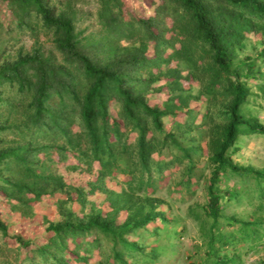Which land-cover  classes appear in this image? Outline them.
Returning <instances> with one entry per match:
<instances>
[{
	"label": "trees",
	"instance_id": "16d2710c",
	"mask_svg": "<svg viewBox=\"0 0 264 264\" xmlns=\"http://www.w3.org/2000/svg\"><path fill=\"white\" fill-rule=\"evenodd\" d=\"M10 2L17 18L33 13L42 27L54 33L56 49L67 64L55 66L37 50L13 66L0 69V87L5 83L16 86L20 96L18 101L23 105L20 124L0 125V133L17 131L20 139L13 147L0 151V193L17 201V205L12 206L16 212L44 194L62 193L67 198L58 202L66 216L61 222L48 225L47 240L27 258L30 264L83 262L95 250L102 256L99 264H128V260L142 263L145 257L156 256L155 250L143 254L146 252L142 248L146 237L157 233L147 231V226L156 221L165 223V217L155 212L153 200H147V211L140 206L130 220L118 224L117 214L123 208L118 201L121 194L105 192V200L114 215L93 210L91 204V213L80 217L64 208L73 201L85 207V192L65 183L62 176L49 172L45 162L34 164L29 157L38 151L49 156L51 150H55L61 154L59 160H65L67 153H72L79 164L99 163L101 170L97 182L105 175L111 178L116 174L127 175L124 185L130 190H133L135 180H139L137 187L142 190L151 172L159 175L161 180L164 167L171 166L173 161L160 162L151 158L158 137L147 139L146 133L158 134L164 147L167 142L179 145L174 135L163 130L162 118L166 115L137 99L132 90L138 83L135 79L137 69L159 68L162 53L172 43L173 36L178 38L181 46L172 50V57L186 58L185 62L191 63L197 55L199 63H206L201 72L211 78L206 93L213 95L221 89L219 97H232L229 106L224 108L225 125L207 160L211 171L207 201L201 208L204 218L201 234L206 241L207 259L212 264H239L237 254L241 245L250 242L264 248V222L261 221L264 216V171L233 164L227 154L238 136L262 132L254 120H246L240 111L248 94L246 81L257 74L255 63L249 59L236 61L235 52L254 27L264 29V0H162L163 4L154 8L153 16L126 24L121 18L120 0H98L99 18L107 23L111 33L126 34L128 38L142 35L141 41L150 44L153 52L146 55L145 47L139 51L125 50L121 58L104 65L94 63L81 51L72 19L63 15L55 17L43 0ZM164 17L171 20L168 38H165L168 27ZM133 24H138L135 30ZM76 81L82 88L85 86L83 94L75 89ZM112 101L120 108L117 117L108 112ZM9 109V116L19 111L12 103H9ZM73 121L77 122L79 132L72 130ZM131 134H136L135 144L128 140ZM179 149L181 158L188 162L184 172L187 179L180 183L186 186L184 189H189L188 178L195 166L190 157L192 151ZM230 178L246 181V184L242 183L244 188L223 186ZM151 186L152 181H149ZM247 191L258 202L253 212L254 220L238 222L229 218L220 222L224 205L240 199ZM28 195H32V199H28ZM235 226L234 232L226 231ZM0 231L7 235L1 222ZM17 242L24 248L30 245L20 239ZM254 246L247 247L246 252ZM229 248L232 254L222 256Z\"/></svg>",
	"mask_w": 264,
	"mask_h": 264
},
{
	"label": "rangeland",
	"instance_id": "374dc122",
	"mask_svg": "<svg viewBox=\"0 0 264 264\" xmlns=\"http://www.w3.org/2000/svg\"><path fill=\"white\" fill-rule=\"evenodd\" d=\"M43 2L55 17L63 15L72 19L81 51L88 54L98 65L121 58L125 50L139 51L145 47L146 55L153 53L151 45L141 41L142 35L136 34L134 38H128L126 34L111 33L107 23L99 18L101 7L98 0H43ZM120 3L124 24L153 16L154 8L163 4L162 0H120ZM14 9L10 0H0V69L13 66L22 58L32 56L37 50L53 65L67 66L56 49L54 33L42 27L35 14L30 13L26 17L17 18ZM163 21L168 27L165 35V38H168L171 36L169 32L171 20L164 17ZM137 26L138 24H133L134 30ZM180 46L178 38L173 36L172 43L162 53V64L159 68L148 66L145 69H137L135 79L138 83L132 93L149 107L163 112L166 115L162 118L163 130L174 135L180 148L192 151L190 157L195 166L191 177L188 178L189 189H184L186 186L180 183L187 179L184 172L188 162L181 158L179 147L171 142H167L164 147L161 138L152 131L146 133V138L158 137L159 143L155 141L158 145L151 158L160 162L172 160L173 164L164 167L161 180L156 173L151 172L147 175L149 181H152V186L149 187V181L144 182L142 190L137 187L139 180L133 183V190L124 185L128 177L123 174H116L112 178L105 175L97 182L101 170L99 163L93 161L90 166L79 164L72 153H67L65 160H59L61 154L55 150H51L49 156L38 151L29 157L34 164L36 161L37 164L45 162L49 172L55 176H62L65 183L79 187L85 192V207L82 208L78 202L73 201L64 208L70 209L80 217L91 213V204L94 205L93 210L100 209L103 214L111 212L114 215L113 209L105 200L107 197L105 192L121 194L118 201L119 206L123 208L117 214L118 224L130 220L140 206L147 211L149 208L147 200H153L155 212L165 217V223L156 221L147 226V231L154 230L157 233L147 236L142 248L146 252L143 254L155 250L156 256L145 257L142 263L128 260V264H212L207 259L206 241L202 239L201 234L204 223L201 208L207 201V185L211 171L207 160L214 152L216 140L219 139L225 125L224 108L229 106L232 97L229 95L219 97L221 89L213 95L206 93L211 80L209 76L201 74L206 63L202 61L199 63L197 55L193 57L191 63H186V58L172 57V50ZM235 53L236 61L249 59L255 63L254 70L257 74L246 81L248 94L240 111L246 120H254L262 128V132L238 136L227 154L233 164L264 171V29L254 27L247 33ZM74 85L75 89L83 94L85 86L82 88L77 81ZM19 98L16 86L5 83L0 87V125L20 124L23 119L21 113L23 105L19 103ZM23 99L25 101V98ZM9 103L19 110L13 116H9ZM119 111L118 103L112 101L108 106L110 115L117 117ZM72 118L75 120V116ZM73 122L72 130L79 132L77 122ZM17 134V131L0 133V151L16 145L20 140ZM128 138L135 144L136 134H131ZM51 160L53 162H50ZM36 171L40 172L39 169ZM242 183H244L242 179L230 178L223 186L234 185L239 189L244 188ZM251 188L250 191L253 190ZM250 191L244 192L240 199L224 205L220 222L224 223L229 218H235L238 222L254 220L253 212L256 211L258 202ZM26 197L32 199V195ZM66 199V195L62 193L44 194L16 212L12 210V206H16L17 201H11L7 195L0 193V222L7 230L6 236L0 231V264H30L27 258L47 240L48 225L57 224L66 216L58 205L60 200ZM256 217L258 219L259 215ZM261 221L264 222V216ZM236 228L237 226L228 228L226 231L234 232ZM17 239L30 245L24 248L18 245ZM250 246L254 245L249 242L239 248L237 254L239 264H264V248L255 245L246 252V248ZM231 251L229 248L222 256L232 254ZM68 256L66 255L67 258ZM80 256L85 255L80 253ZM101 258V254L95 250L86 261L72 264H99Z\"/></svg>",
	"mask_w": 264,
	"mask_h": 264
}]
</instances>
